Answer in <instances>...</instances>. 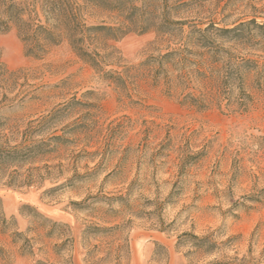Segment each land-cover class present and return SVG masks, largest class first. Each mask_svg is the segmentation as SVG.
I'll return each mask as SVG.
<instances>
[{"label":"rangeland","instance_id":"1","mask_svg":"<svg viewBox=\"0 0 264 264\" xmlns=\"http://www.w3.org/2000/svg\"><path fill=\"white\" fill-rule=\"evenodd\" d=\"M190 17L209 25L203 47L187 26L183 51L154 30L116 42L119 82L66 42L37 59L13 29L0 34L14 71L0 118L24 126L58 109L67 139L5 165L36 170L31 185L0 175V264H90L85 226L127 220L129 255L102 264H264V0H198ZM95 194L127 201L111 203L116 213L103 199L71 204Z\"/></svg>","mask_w":264,"mask_h":264},{"label":"trees","instance_id":"2","mask_svg":"<svg viewBox=\"0 0 264 264\" xmlns=\"http://www.w3.org/2000/svg\"><path fill=\"white\" fill-rule=\"evenodd\" d=\"M198 0H0V34L13 29L22 44L26 56L42 58L48 51L62 42H66L72 52L95 73L112 82L123 81V71H117L120 60L114 44L130 33L142 34L149 30L175 39L183 51L187 45L184 38V26L189 28L188 35L194 37L198 47L204 46L209 27L200 28L202 19L194 22L190 13ZM254 22V19L251 20ZM211 25V24H210ZM173 51L159 55L157 62H169ZM109 67V68H107ZM14 71H10L0 61V105L8 99ZM1 90H3L1 92ZM183 102L192 106L207 107L210 103L202 94L193 96L184 94ZM59 110L22 124L11 125L7 118H0V175L7 172V163H20L45 156L52 147L48 144H63L65 127L56 133V127L62 121ZM189 155V154H186ZM187 162L181 159V164ZM28 168L24 174L16 168L7 172L10 180L23 185L34 182L32 171ZM24 175V176H23ZM78 177L75 172L68 181ZM105 200L109 206L106 212L116 213L111 203L120 200L124 205L126 196L88 195L81 201H72L75 209H88L93 204ZM131 220L111 222L108 225L91 223L82 231L83 240H94L88 250L90 264L107 262L119 263L129 255L127 229Z\"/></svg>","mask_w":264,"mask_h":264}]
</instances>
